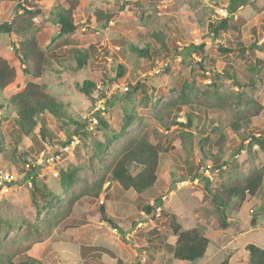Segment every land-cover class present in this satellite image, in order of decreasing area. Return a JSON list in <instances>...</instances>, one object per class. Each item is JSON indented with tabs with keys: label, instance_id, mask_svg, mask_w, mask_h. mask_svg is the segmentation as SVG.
Segmentation results:
<instances>
[{
	"label": "rangeland",
	"instance_id": "374dc122",
	"mask_svg": "<svg viewBox=\"0 0 264 264\" xmlns=\"http://www.w3.org/2000/svg\"><path fill=\"white\" fill-rule=\"evenodd\" d=\"M19 1L0 2V24L11 21L17 13L24 14L27 9ZM67 1L25 3L32 8L27 11L36 6L42 10L26 34L33 35L48 56L59 59L37 82L46 86L55 102L65 106L67 116L58 121L49 115L46 127L50 134L42 138L39 128L35 130L36 136L19 135L12 107L0 114V165L20 175L26 172L28 163L35 165L32 167L37 184L47 197L46 201L38 199V207L35 206L31 179L18 181L0 195V264H7L12 257L15 263L34 258L38 264H188L172 258L177 237L170 228L169 217L144 214V207L157 199L162 200L163 210L177 215L183 229L198 228L209 238L206 256L193 264H220L225 260L229 264H247L248 245L264 250V186L258 197L247 195L238 213L227 212L231 224L222 229L206 182L222 190L256 171L264 172V153L247 141L238 152L240 139L233 138L230 132L231 114L203 104L208 98L206 91L209 104L213 94L236 97L238 87L233 79L223 75L231 69L246 81L248 76L260 79L258 89L246 94L264 101V0H246L245 4H240V0H78L74 13L78 28L74 34H62L50 12L59 6L68 9ZM223 7L232 16V28L219 40L209 25L222 19L218 10ZM99 11L117 15L105 26L96 21L94 14ZM27 35L0 34V56L17 69L23 86L29 77L22 73L24 66L14 49ZM156 37L164 41L167 50H160L161 43ZM123 39L139 48L153 46L159 51H155L159 66L153 67L148 60L131 53L119 42ZM238 41L243 42L250 61H260V72L258 67H250L242 60L239 53L226 56L219 52V45L226 48ZM202 44L206 45L209 74H203L195 65L194 61H200L197 55H189L191 45ZM173 45L178 48L174 50ZM90 47L96 49V59L77 70L74 50ZM166 62L168 67L154 72ZM118 65L127 69L121 82L116 80ZM183 80L189 82L186 93L194 106L177 114L175 105L180 101L177 84ZM85 81L97 83L90 95L81 92ZM138 81H145L155 91L149 92L147 98L135 95L127 100L123 86L129 88ZM101 98L106 100L104 111L97 110ZM127 110L135 116L134 122L120 136L122 126L129 120ZM93 117L99 123L91 131L89 121ZM250 129H264V111L253 119ZM137 131L149 135L154 144L160 139L164 148L167 137L173 147L161 155L156 185L140 197L133 189L123 190L108 173L110 159L123 137ZM223 135L230 139L223 153H219L218 142ZM43 154L44 160L38 165L37 160ZM56 154L60 160L55 164L45 161L47 156ZM210 155L218 158L210 159ZM216 161L226 165L216 169ZM206 164L212 165L210 177L202 169ZM187 166L194 171V167H199L201 179L185 181ZM73 168L77 169L78 178L65 191L60 172ZM102 179L105 183L101 194L95 198ZM80 191L91 195L81 198L73 211L65 215L71 196ZM101 206L113 223L105 222ZM154 230L157 232L152 234ZM26 247L30 249L24 253ZM93 248L101 249L92 255Z\"/></svg>",
	"mask_w": 264,
	"mask_h": 264
},
{
	"label": "trees",
	"instance_id": "16d2710c",
	"mask_svg": "<svg viewBox=\"0 0 264 264\" xmlns=\"http://www.w3.org/2000/svg\"><path fill=\"white\" fill-rule=\"evenodd\" d=\"M5 1L7 0H0V2ZM231 1L238 2L237 0ZM245 1L246 0H240L239 2L240 4H245ZM67 2L69 5L68 9L63 6L55 7L54 12H50V14L54 18L55 24L58 26L62 34H74L78 28L74 22V13L77 11L79 1L68 0ZM39 15H42V10L38 6H36L33 11L25 10L23 15H18L17 13L11 21H6L0 24V34L6 35L18 33L27 35L26 33H29L33 28L34 18ZM116 15L117 13L102 11L94 14L97 23L105 24V26H107L111 21H114ZM228 17L222 18L217 21V23H211L209 25V29L214 34L216 39L220 40L222 35L227 33L232 28V24L230 22L232 16L230 17L229 14ZM119 42L139 58L148 60L153 67L159 66V61L155 56V51H159L157 49L154 50L153 46L147 45L144 48H139L135 45H129L127 40L124 39ZM163 42L164 41H160V50L165 51L168 47ZM173 47L174 50L178 48L176 45H173ZM191 47L192 49L189 54L190 57L193 54L197 55L200 58V61H194L195 65L202 71L203 74H207L209 70H207L205 63L206 45H191ZM261 48L263 47L261 46ZM219 52L226 56L239 53V55L244 58L242 60H246L250 64V67H258L257 71L260 72V61H250L251 59L246 55V49L242 41H238L234 43L233 46L226 48L219 45ZM74 53L77 60V70L84 69L96 59V49L94 47H90L88 49H76L74 50ZM14 54L20 61V64L24 66L22 73L25 76H28L29 80L23 86L17 69L11 66L9 61L0 56V99L2 96H5L3 100H0V114L7 112V109L12 107L16 114L14 123L18 128L20 136H36L35 130L39 128V135L42 138H45L50 134L46 127L49 115L60 121L67 116V111L63 104L55 102L52 96L47 93L46 86L37 82V80L40 79L46 71L55 67V62H58L59 59L55 57V55L48 56L46 51L39 47V44L33 35H27V37H24L22 41H19L18 47L14 49ZM126 71L127 69L125 66L118 65L116 73V80L118 82H121V80L125 77ZM223 75H227L230 79H233V84L238 87L236 97H221L217 94H213L210 96L212 103L209 104V91H206L204 94L205 97L208 98L205 99L206 102L203 105L208 108L210 106L217 108L218 110H226L231 114L232 122L230 124V132L233 134V138L240 139V147L237 149L238 152H241L244 148L243 143L247 141L249 145H257L264 153V129H258L256 131H252L250 129L253 119L260 116V114L264 111V101L261 99H255V97H249L246 94L247 91H256V89H258V83L261 82L260 79L248 76L246 77V81L240 77L235 69L227 70L223 73ZM188 84L189 82L187 80H183L177 84V89L180 90V101L178 105H175L177 114H179L185 107L189 106V108H193L194 106L186 93ZM96 87L97 83L95 81H85L81 87V92L86 95H90ZM154 91L155 89L153 86L148 85L145 81H138L134 85H131L128 91H125L123 95L127 100H130L131 97H135V95L147 98L149 97L148 93L150 92L153 94ZM127 114L129 116V120H127L122 126L119 133L120 136L124 135L127 129L134 122L133 120L135 116H133L129 110H127ZM188 121L191 125L192 119L190 116ZM175 124H177L176 121ZM172 125L174 126V124ZM169 127L170 126L167 127L168 130ZM118 136L115 135V137ZM123 138L124 139L120 144L118 151L110 159L108 173L112 180L117 182L123 190L128 191L133 189L140 197L146 191L155 186L158 180L157 173L159 170L161 155L167 148H170V150L173 148L172 141L166 137L165 144L167 148H164L160 139L157 144H154L152 143L150 136L143 134L141 131L125 135ZM228 138L229 137L226 135L221 137L218 142L219 153H223V148L230 139ZM217 156L220 155L217 154ZM209 158L214 159L218 157L210 155ZM223 164L224 166L226 165V163ZM223 164H217L216 161L215 168L221 169V165ZM194 169L195 171L189 166L186 167L187 178L185 181H195L201 179L202 175L199 171V167H194ZM27 177H31L34 184L32 199L35 206L38 207L37 200L41 199L46 201L47 197L44 189L37 184V174L33 171V168L27 173ZM77 178L78 172L75 168L66 169L60 172V183L65 191H69L71 189ZM104 183L105 179H102L95 191V194L93 195L95 198H98L101 194ZM263 186V171H256L249 177L238 181L230 188H224L222 190L210 187L209 181H207L206 190L209 191L211 197L213 198V203L218 211L219 226L222 229L228 228L231 223L227 219V212L230 210L238 213L247 195L251 197H258ZM86 195L91 194H89L88 191H80L79 193H75L71 196V199L67 204L65 215L70 214L73 211L75 204ZM161 202L162 200L157 199L152 205L147 204L144 207V214L151 215L152 217L156 215H167L169 217L170 228L172 229L173 234L177 237L172 250V258L188 264H193L204 258L210 245L209 238L202 234L198 228L183 229L182 225L178 221L177 215L167 213L163 210L160 205ZM100 210L103 218H105V222L107 221L110 224L113 223L112 219L104 213V208L102 206L100 207ZM158 210L159 213H157ZM156 232L157 230H154L152 234H155ZM29 249L30 247H26L24 249V253ZM98 249L101 248H93L92 255L98 254L97 252L100 251ZM82 250L85 251V248H82ZM246 250L248 253L247 264H264L263 249L255 245H248ZM106 252H109L112 256H114L112 252L108 250ZM7 264H38V262L34 258H26L18 263H15L12 257L9 259ZM220 264H229V262L225 260Z\"/></svg>",
	"mask_w": 264,
	"mask_h": 264
},
{
	"label": "built area",
	"instance_id": "2783aa9c",
	"mask_svg": "<svg viewBox=\"0 0 264 264\" xmlns=\"http://www.w3.org/2000/svg\"><path fill=\"white\" fill-rule=\"evenodd\" d=\"M28 0H20L19 2L22 3V5L24 6V8H26L27 10H32L31 7H27L25 5V3ZM26 6V7H25ZM218 15L221 18H226L229 16V11L226 8H220L218 10ZM169 66V62L166 63H162L161 67L159 69H155L154 72L159 73L161 71V69L168 67ZM207 74H209V72H207ZM124 91H128V86H123ZM105 104H106V100L104 98H101L97 101V110H101L104 111L105 110ZM99 123V120L97 117H93L90 119L89 121V129L91 131H93L97 124ZM44 154L41 155L39 157V159L37 160V164L41 165L43 160H44ZM60 160V156L59 155H50L47 156L45 158V161L49 164H55L56 162H58ZM35 166V165H32ZM29 163L26 165V172L23 175L20 174H14L12 171L5 169L4 167H2L0 165V195L4 194L5 192H7L8 190H10L11 188H13L18 181L26 179V181H30L31 177H27V173L33 168ZM204 170V174L208 177H210V172L212 170V165L211 164H206L203 166L202 168ZM108 185H110V183H108ZM103 203V200L101 201V204ZM117 230V229H115Z\"/></svg>",
	"mask_w": 264,
	"mask_h": 264
},
{
	"label": "crops",
	"instance_id": "0c3cea01",
	"mask_svg": "<svg viewBox=\"0 0 264 264\" xmlns=\"http://www.w3.org/2000/svg\"><path fill=\"white\" fill-rule=\"evenodd\" d=\"M158 181V180H157ZM118 184V183H117ZM156 185V184H155ZM118 191H119V193H120V189L118 188ZM138 195V194H137ZM109 197H110V195H109ZM101 198H102V196H101ZM150 204H151V202H150ZM153 204V203H152Z\"/></svg>",
	"mask_w": 264,
	"mask_h": 264
}]
</instances>
